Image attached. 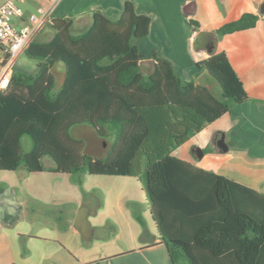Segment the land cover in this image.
I'll use <instances>...</instances> for the list:
<instances>
[{
    "label": "trees",
    "instance_id": "obj_1",
    "mask_svg": "<svg viewBox=\"0 0 264 264\" xmlns=\"http://www.w3.org/2000/svg\"><path fill=\"white\" fill-rule=\"evenodd\" d=\"M182 17L188 29L199 28ZM257 21L244 13L214 33L244 31ZM150 22L129 1L116 17L92 13L80 32L72 21L51 16L50 39L36 37L24 51L36 62L34 71H13L0 90V172L136 178L171 264H264V194L173 155L232 104L248 100L243 83L223 53L196 63L218 85L219 96L183 80L156 50L145 74L138 42ZM58 64L63 76L57 86ZM83 126L111 140L103 157L88 154L86 142L71 135Z\"/></svg>",
    "mask_w": 264,
    "mask_h": 264
},
{
    "label": "crops",
    "instance_id": "obj_2",
    "mask_svg": "<svg viewBox=\"0 0 264 264\" xmlns=\"http://www.w3.org/2000/svg\"><path fill=\"white\" fill-rule=\"evenodd\" d=\"M127 1L133 4L136 14L151 19L148 35L140 40L144 52L138 43L145 59L156 50L172 63L175 73L183 80H193L210 88L214 82L206 72L196 67V63L223 53L248 95L247 101L232 104L228 113L183 144L185 151L182 155H173L198 169L264 194V15L261 13L264 0H59L51 16L68 19L73 22V28L78 27L82 31L89 26L92 13L100 11L108 17H116L122 13ZM28 2V6L35 3L37 10L50 4V0ZM24 12L30 14L27 10ZM244 13L258 16L255 27L224 36L215 35V30L236 21ZM182 15L196 21L199 28L188 29ZM43 28L36 37L42 36L41 32L46 33ZM25 58L27 56L23 53L16 61ZM30 66L33 72L36 62ZM218 142L225 145V151L218 147ZM187 144L203 151L200 160L191 156ZM2 192L0 189V238L5 231L20 234L29 225L27 217L34 213L31 210V215L27 216L20 200L6 198ZM86 206L89 204H82L80 209L75 208L65 215L60 211L54 219L55 223L45 237L54 241L57 247L44 257L46 264H128L119 260L123 257L128 260V256L137 252L142 259L137 264H155L154 257L158 258L157 264H169L167 250L152 218L155 232L147 230L138 246L133 238L135 247L131 250L113 252L111 248H103L110 243L111 236H94L103 228L95 223L100 209L89 212ZM81 208L85 209L82 214L79 213ZM94 239L102 241V249L98 250V257L91 258L98 252L94 249ZM20 264H27V261L21 260Z\"/></svg>",
    "mask_w": 264,
    "mask_h": 264
},
{
    "label": "rangeland",
    "instance_id": "obj_3",
    "mask_svg": "<svg viewBox=\"0 0 264 264\" xmlns=\"http://www.w3.org/2000/svg\"><path fill=\"white\" fill-rule=\"evenodd\" d=\"M5 1L0 0V5ZM28 1L23 0L20 5L21 8L35 14L37 10L35 3L28 6ZM43 27L45 28L42 31H46V33L41 32L42 36H38V38L46 41L51 37V32L46 24ZM73 31L79 32L80 29L74 27ZM138 43L141 47V42ZM141 50L144 52L143 47H141ZM32 63L33 61L27 58L24 60L19 59L13 64L11 73L13 71L30 73L33 69L30 66ZM141 70L145 74H149L151 72V62L147 59L143 60ZM53 73L56 76L58 86L63 76L62 65L55 66ZM210 81L214 82L212 78ZM209 86L216 96L220 95V89L215 82ZM71 135L85 141L86 152L95 158L103 157L111 142L110 139L98 138L91 128L84 126L73 128ZM187 145L188 152L194 158L192 151L197 146ZM22 146L24 150L28 149L29 141L27 138H23ZM183 151H185V148L180 146L173 154L180 156ZM43 163L45 166L52 164L49 160H44ZM0 189H3L2 195L4 197L20 200L27 216L31 215V210L34 211L31 217H27L29 225H26L20 234L5 231L4 235L1 236L0 264H20L21 260H26L27 264H46L44 257L57 247L54 241L45 237L49 234L48 230L52 229V223H55L54 219L60 215V211L65 215L75 208L80 209L82 204H89L88 207H85L89 212L95 211L97 208L100 209L101 212L95 223L103 228L98 230L94 236L96 238L111 236L112 240L103 248H111L113 252L131 250L135 247V244L140 245L142 238L147 235V230L149 233L155 232V228H152L154 226L142 186L133 177L80 173H28L24 168H20L15 172H0ZM117 199L118 201L115 202ZM4 208L6 209V207ZM85 209L81 208L79 213H84ZM135 215L141 219L145 227L137 221ZM97 234L99 237H97ZM89 237L90 233L89 236L87 235V238ZM132 239L135 244L132 243ZM94 240H96L94 241V249L100 251L102 241H99V239ZM99 251L91 255V258L98 257ZM137 253L128 256V260L123 257L119 261L137 264V262L142 261L140 252ZM157 259V257L153 259L155 264H157ZM168 262L171 264L169 259Z\"/></svg>",
    "mask_w": 264,
    "mask_h": 264
},
{
    "label": "built area",
    "instance_id": "obj_4",
    "mask_svg": "<svg viewBox=\"0 0 264 264\" xmlns=\"http://www.w3.org/2000/svg\"><path fill=\"white\" fill-rule=\"evenodd\" d=\"M58 2L50 0L47 8H39L35 14L27 15L20 6L23 0H6L0 5V90L7 87L17 57L49 22ZM6 53L8 58L4 56Z\"/></svg>",
    "mask_w": 264,
    "mask_h": 264
},
{
    "label": "water",
    "instance_id": "obj_5",
    "mask_svg": "<svg viewBox=\"0 0 264 264\" xmlns=\"http://www.w3.org/2000/svg\"><path fill=\"white\" fill-rule=\"evenodd\" d=\"M261 13L264 15V4L261 7ZM217 144H218V147L221 148L223 151L226 150L225 145L223 146L221 142H218ZM192 155L194 156L196 160H200L203 156V151L198 147H194L192 151Z\"/></svg>",
    "mask_w": 264,
    "mask_h": 264
}]
</instances>
